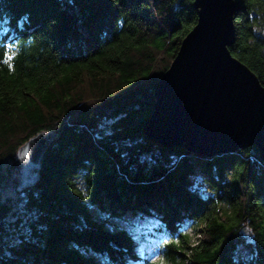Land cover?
<instances>
[{
    "label": "trees",
    "instance_id": "16d2710c",
    "mask_svg": "<svg viewBox=\"0 0 264 264\" xmlns=\"http://www.w3.org/2000/svg\"><path fill=\"white\" fill-rule=\"evenodd\" d=\"M192 1L0 0V192L18 148L55 135L38 181L0 198V264L148 262L134 232L107 227L127 215L154 219L168 264H264L257 147L202 155L142 133L153 84L196 23ZM235 4L230 52L264 86V0Z\"/></svg>",
    "mask_w": 264,
    "mask_h": 264
},
{
    "label": "water",
    "instance_id": "95a60500",
    "mask_svg": "<svg viewBox=\"0 0 264 264\" xmlns=\"http://www.w3.org/2000/svg\"><path fill=\"white\" fill-rule=\"evenodd\" d=\"M196 23L153 84V110L142 127L158 147L181 146L202 155L257 147L264 160V86L233 56L235 0H193ZM261 52L264 57V38ZM173 132V133H172ZM55 135L39 132L17 150L10 168L16 190L34 185Z\"/></svg>",
    "mask_w": 264,
    "mask_h": 264
},
{
    "label": "rangeland",
    "instance_id": "374dc122",
    "mask_svg": "<svg viewBox=\"0 0 264 264\" xmlns=\"http://www.w3.org/2000/svg\"><path fill=\"white\" fill-rule=\"evenodd\" d=\"M197 174V173H196ZM202 174L199 173L197 178H193L192 182L199 186L202 190L206 191L207 187L201 179ZM18 178V174L11 176L8 180L7 184L0 192V198L3 200L10 199L13 201L15 199V187L13 184V179L15 182ZM16 185V184H15ZM93 215H96L98 218L99 214L92 210ZM103 216V215H102ZM101 216V217H102ZM130 221L121 220L120 218H110L108 220V228H126L130 232H134L135 236V251L143 256H148V262H143L137 260L128 261L126 264H150V262L159 263V264H168L165 260V257L162 252L161 244L162 242L159 241L157 238L148 234V228H150L153 223L155 222L154 219L150 216H145L143 218H132L130 215L126 216ZM125 217V218H126ZM187 231L189 235L192 236V239H196V233L194 232L193 228L188 227Z\"/></svg>",
    "mask_w": 264,
    "mask_h": 264
},
{
    "label": "snow or ice",
    "instance_id": "6c2138e0",
    "mask_svg": "<svg viewBox=\"0 0 264 264\" xmlns=\"http://www.w3.org/2000/svg\"><path fill=\"white\" fill-rule=\"evenodd\" d=\"M13 59V55H8L5 59V63H9Z\"/></svg>",
    "mask_w": 264,
    "mask_h": 264
},
{
    "label": "bare ground",
    "instance_id": "6f19581e",
    "mask_svg": "<svg viewBox=\"0 0 264 264\" xmlns=\"http://www.w3.org/2000/svg\"><path fill=\"white\" fill-rule=\"evenodd\" d=\"M173 133V132H172Z\"/></svg>",
    "mask_w": 264,
    "mask_h": 264
}]
</instances>
